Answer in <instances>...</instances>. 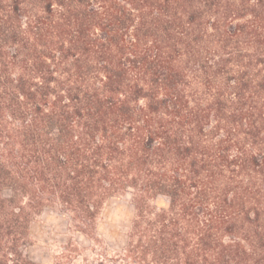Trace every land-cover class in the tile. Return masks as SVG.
<instances>
[{"label": "trees", "instance_id": "16d2710c", "mask_svg": "<svg viewBox=\"0 0 264 264\" xmlns=\"http://www.w3.org/2000/svg\"><path fill=\"white\" fill-rule=\"evenodd\" d=\"M45 208L78 264H264V0H0V264L73 259L29 256Z\"/></svg>", "mask_w": 264, "mask_h": 264}, {"label": "rangeland", "instance_id": "374dc122", "mask_svg": "<svg viewBox=\"0 0 264 264\" xmlns=\"http://www.w3.org/2000/svg\"><path fill=\"white\" fill-rule=\"evenodd\" d=\"M133 213V205L127 197H111L105 202L97 232L104 240L108 253L112 254L124 243L125 231ZM30 237L28 254L37 262L54 263L60 255L71 253L73 259H64L65 264H78L83 259L91 260L96 256L90 250L92 242L70 227L67 217L53 208H45L34 218L30 224ZM72 243L81 250L79 256L69 251ZM96 247L99 249V245Z\"/></svg>", "mask_w": 264, "mask_h": 264}]
</instances>
